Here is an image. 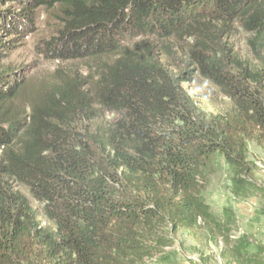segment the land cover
Listing matches in <instances>:
<instances>
[{"label": "trees", "instance_id": "16d2710c", "mask_svg": "<svg viewBox=\"0 0 264 264\" xmlns=\"http://www.w3.org/2000/svg\"><path fill=\"white\" fill-rule=\"evenodd\" d=\"M42 9L62 69L33 83L4 61ZM238 29L260 70L229 45ZM82 61L92 75L64 70ZM197 75L233 109L205 113ZM263 91L264 0H0V264H128L190 228L215 157L247 172L246 142L264 145Z\"/></svg>", "mask_w": 264, "mask_h": 264}, {"label": "rangeland", "instance_id": "374dc122", "mask_svg": "<svg viewBox=\"0 0 264 264\" xmlns=\"http://www.w3.org/2000/svg\"><path fill=\"white\" fill-rule=\"evenodd\" d=\"M58 28L53 13L39 10L34 31L15 44L4 64L23 68L33 83L48 81L62 65L47 60L40 49ZM234 33L228 43L235 55L260 70V63L247 45V35L241 29ZM134 42L138 40L127 45ZM97 65L82 61L63 66L65 71L86 76L92 75L91 69ZM185 88L209 116L224 115L233 109V103L199 75ZM246 149V167L250 169L247 172L230 166L223 156L215 157L201 194L207 214L177 233L170 231V225L158 230L144 245L149 253L128 258V264H264V145L250 140ZM21 191L37 210L42 225L50 226L43 205L27 188L21 187Z\"/></svg>", "mask_w": 264, "mask_h": 264}]
</instances>
